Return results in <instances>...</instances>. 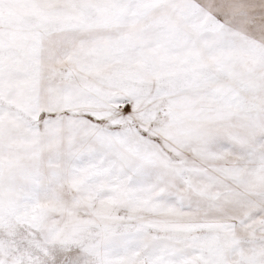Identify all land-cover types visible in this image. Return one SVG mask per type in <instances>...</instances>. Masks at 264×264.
Returning a JSON list of instances; mask_svg holds the SVG:
<instances>
[{"label": "snow or ice", "instance_id": "snow-or-ice-1", "mask_svg": "<svg viewBox=\"0 0 264 264\" xmlns=\"http://www.w3.org/2000/svg\"><path fill=\"white\" fill-rule=\"evenodd\" d=\"M0 264H264V0H0Z\"/></svg>", "mask_w": 264, "mask_h": 264}]
</instances>
